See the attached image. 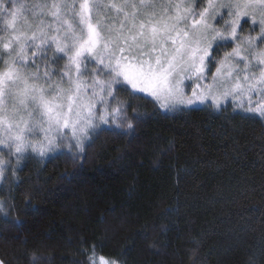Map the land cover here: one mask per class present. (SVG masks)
Here are the masks:
<instances>
[{
  "label": "trees",
  "instance_id": "16d2710c",
  "mask_svg": "<svg viewBox=\"0 0 264 264\" xmlns=\"http://www.w3.org/2000/svg\"><path fill=\"white\" fill-rule=\"evenodd\" d=\"M117 95L120 118L97 128L134 134L98 132L75 164L63 149L12 160L10 176L5 166L0 218L16 223L0 219V264H244L264 243V117L232 102L174 112Z\"/></svg>",
  "mask_w": 264,
  "mask_h": 264
},
{
  "label": "snow or ice",
  "instance_id": "6c2138e0",
  "mask_svg": "<svg viewBox=\"0 0 264 264\" xmlns=\"http://www.w3.org/2000/svg\"><path fill=\"white\" fill-rule=\"evenodd\" d=\"M104 8L106 16L115 12L109 23L98 18L93 22L94 10ZM249 20L257 35H239ZM215 41L224 43L214 47ZM230 41H237L236 47L218 62L212 79L228 69V77L243 73L247 87L237 75L231 88L221 82L224 91L218 94H212L211 85L202 90L210 57ZM257 42L264 44V0H124L105 5L89 0H2L0 146L8 150L9 159L0 160V175L5 166L9 176L14 171L12 158L19 165L56 152L65 141L75 164L82 156L86 159L90 137L98 132L134 134L132 124L97 128L120 118L121 107H112L114 90L130 96L147 93L154 106L174 112L191 111L210 96L209 108H219L229 96L242 108L247 95L251 105L252 95L264 93V47L258 48ZM233 58L243 67L229 63ZM61 60L65 63L57 70L53 66ZM185 88L192 89L191 96ZM250 111L264 117V106ZM144 118L133 116L138 122ZM9 215L0 218L5 226L16 223ZM100 264L115 261L101 257ZM244 264H264V243L248 251Z\"/></svg>",
  "mask_w": 264,
  "mask_h": 264
},
{
  "label": "rangeland",
  "instance_id": "374dc122",
  "mask_svg": "<svg viewBox=\"0 0 264 264\" xmlns=\"http://www.w3.org/2000/svg\"><path fill=\"white\" fill-rule=\"evenodd\" d=\"M0 2H2V0H0ZM16 2L17 3H19V2H26V0H16ZM79 2H80V0H77V3H79ZM122 2H124V0H89V3L90 4H92V3H99L101 5H105V4H108V3H122ZM106 12H108V10L106 8H104L103 10H101V9L94 10V20H93V22H95V19L98 18V19H100L105 24L109 23L110 17L111 16H114L115 15V12L108 13L107 16L105 15ZM222 23L223 22L221 21V24ZM220 26L221 25H217V27H220ZM253 27L254 26L252 25L251 21L249 20V28L247 30H245L244 33L239 32V35H241V36H245V35H249V34H251L252 36L257 35L258 28L256 30H253ZM215 43H224V42L215 41L214 42V47H215ZM236 43H237V41L227 42V43H225V45L223 46V48H228L229 47L228 48L230 50L229 52H231L232 49L236 47ZM257 47L258 48H262V47H264V44H260L259 42H257ZM51 56H52V53H51V51H49L48 52V57L51 58ZM224 56H223V58H224ZM63 63H65L64 60L62 61V64ZM229 63H231V64L239 63V67H241V68L243 67V63L242 62H238V60L236 58H233L231 61H229ZM218 67H219V65H218ZM62 68H63V66H62ZM57 69H58V67H57ZM227 71H228V69H224L223 72H222V74H221V76L220 77H217V80L214 82L213 79H212V77H213V75L216 74V69L212 73V75H208V69H207V73H206L207 74V79L206 80H202L200 82L201 83V86H202V90L208 88V86L211 85L212 86V89H211L212 94H218L219 92L224 91V88L223 87H220L221 82L224 84L225 87L231 88L232 84L235 82V79H236V76L237 75L240 76V82H241L242 86L245 87V88L247 87V85L243 81V73L233 72V75L231 77H228V76H226ZM253 71L258 73V69H256V68H253ZM57 78L58 77H53V79H57ZM185 83H189V81H185ZM193 86H195V85H193ZM129 90L131 91V89H129ZM114 94H115V100L112 101V107H117V106L121 107V104L118 101V95H117L118 92H115V90H114ZM136 94L142 95V96H145L147 98L152 99L150 96L147 95V93H136ZM185 94L187 96H191L192 89L191 88H185ZM228 102H232L235 105H237V102L234 101L231 96H229L226 100L222 101V103H221V105H220L219 108L216 107L215 105H213L212 108L214 110H220ZM208 104H211V96L209 97V99L204 104L196 103L192 107L201 108V107L207 106ZM258 106H264V93L257 92L255 95H252L251 96V105H249L248 96L245 95V98H244V106L242 107V109H245L244 111H247L248 113L255 114V115H258L259 116V113H255V112H251L250 111V108L251 109H255ZM163 110L170 111V110H167V109H163ZM110 123L114 125V122L110 121ZM99 126L101 127V126H106V125H104L103 123H98L97 124V127H99ZM63 149H69L68 148L67 141H65L64 144L59 145V147L57 148V150H63ZM7 151L8 150L5 147L0 146V160L7 161L9 159V157L7 156ZM49 154L50 153H48L47 155H49ZM47 155H45V156H47ZM45 156H43V157H45ZM39 157H41V156H39ZM12 160H13L14 163L17 164L15 158H12ZM3 173H4V171H3ZM2 177H3V174L0 175V181L2 180ZM97 264H100V259L97 261Z\"/></svg>",
  "mask_w": 264,
  "mask_h": 264
}]
</instances>
